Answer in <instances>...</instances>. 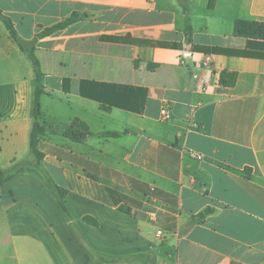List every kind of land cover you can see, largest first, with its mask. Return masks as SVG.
I'll return each instance as SVG.
<instances>
[{
    "label": "crops",
    "instance_id": "0c3cea01",
    "mask_svg": "<svg viewBox=\"0 0 264 264\" xmlns=\"http://www.w3.org/2000/svg\"><path fill=\"white\" fill-rule=\"evenodd\" d=\"M189 1L185 14L180 0H0L19 38L35 39L48 130L62 137L79 121L91 134L46 135L38 149L89 246L139 256L110 264H264V58L244 55L264 56V40L234 34L236 20L264 23V0ZM206 54L214 89L200 92ZM30 65L0 19L3 170L32 159ZM223 71L236 73L233 86L220 84ZM0 264H90L33 166L0 185Z\"/></svg>",
    "mask_w": 264,
    "mask_h": 264
},
{
    "label": "trees",
    "instance_id": "16d2710c",
    "mask_svg": "<svg viewBox=\"0 0 264 264\" xmlns=\"http://www.w3.org/2000/svg\"><path fill=\"white\" fill-rule=\"evenodd\" d=\"M182 4L183 13H188V5L189 0H180ZM215 0L208 1V9H212L214 7ZM75 15L71 16L62 22L45 29L41 33H39L36 38H42L48 35H51L57 31H61L74 23ZM0 19L3 22L7 32L9 33L10 38L19 46L21 51H23L27 58L30 60L33 72L35 75V85H34V100H33V125L29 134V154L31 156V160H24L20 162H12L9 168L3 170L0 169V185L4 181V179L9 176L11 173L22 169L27 166H33L39 170V172L44 177L47 184L53 191L58 207L67 221L70 231L83 249L85 254L90 259V264H110L117 263L121 260H133L139 258V256H127V257H115L108 256L105 254H101L94 249H92L88 242L85 240L84 236L74 224L72 217L66 207L65 198L68 194L67 188L61 183L59 177L56 172H54L51 168L45 165L43 162L44 155L38 149L39 140L46 136V131L48 130V126L44 120V116L41 112L40 106V98L44 93V88L42 84L43 74L41 72L40 63L36 58L35 52V39L30 42H25L17 35L16 30L9 18L2 15L0 11ZM188 32H190L188 30ZM234 34L238 37L243 38H253V39H262L264 40V23L263 22H254V21H245V20H236L234 22ZM154 47L166 48L167 45L159 42L153 43ZM246 57H260L264 58L262 55L250 53L244 54ZM236 81V73L223 71L220 73L219 82L222 86L231 87L234 85ZM89 135H91L88 130L85 128L84 124L79 121H73L69 128L63 133L62 137L65 140H69L72 142L81 143L83 142ZM119 134L117 133H106L103 134V137H111L117 138ZM127 212V210H126ZM209 210L206 211L208 213ZM83 222L97 228L99 224L97 221L90 216H84L82 218Z\"/></svg>",
    "mask_w": 264,
    "mask_h": 264
},
{
    "label": "built area",
    "instance_id": "2783aa9c",
    "mask_svg": "<svg viewBox=\"0 0 264 264\" xmlns=\"http://www.w3.org/2000/svg\"><path fill=\"white\" fill-rule=\"evenodd\" d=\"M213 63H214V56L212 54H206L203 56L202 61L199 64V68H201L204 72L207 73V76H204L199 80L198 83V90L200 92H208L209 90L214 89V84L211 82L212 77L215 76V70L213 69ZM160 116L161 120L166 121L169 119V114L165 108H161L160 110ZM198 158H200L198 156ZM150 190H154L153 186H150ZM15 231V227H11L9 229L10 233H13ZM157 237L162 236V232L158 230L156 232Z\"/></svg>",
    "mask_w": 264,
    "mask_h": 264
},
{
    "label": "rangeland",
    "instance_id": "374dc122",
    "mask_svg": "<svg viewBox=\"0 0 264 264\" xmlns=\"http://www.w3.org/2000/svg\"><path fill=\"white\" fill-rule=\"evenodd\" d=\"M29 64H31L30 60H29ZM30 66H31V65H30ZM46 135H47L49 138H52V139H54V140H56V141H61V140H63L62 137H60V136L54 134V133L52 132L51 129H49V130L46 131ZM28 147H29V145H28ZM26 157H28V156H26ZM25 159H26V158H24V160H25ZM24 160H23V161H24Z\"/></svg>",
    "mask_w": 264,
    "mask_h": 264
}]
</instances>
